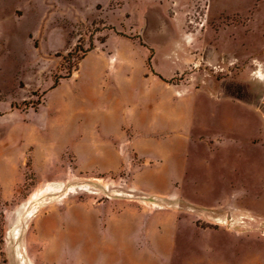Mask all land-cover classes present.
Segmentation results:
<instances>
[{
  "label": "rangeland",
  "instance_id": "374dc122",
  "mask_svg": "<svg viewBox=\"0 0 264 264\" xmlns=\"http://www.w3.org/2000/svg\"><path fill=\"white\" fill-rule=\"evenodd\" d=\"M53 221L264 264V0H0V264ZM82 249L59 264L122 263Z\"/></svg>",
  "mask_w": 264,
  "mask_h": 264
},
{
  "label": "crops",
  "instance_id": "0c3cea01",
  "mask_svg": "<svg viewBox=\"0 0 264 264\" xmlns=\"http://www.w3.org/2000/svg\"><path fill=\"white\" fill-rule=\"evenodd\" d=\"M96 141L98 142V146L96 145V148L101 147V144L103 143H99V139L93 140L92 143L94 144L96 143ZM108 147L109 149L111 148L110 146ZM92 148L96 149L95 145H93ZM177 148L178 152L174 151L173 159L176 161L177 158V161H180L181 157L179 155L181 153V147L178 146ZM123 158L124 157H119V159L117 160L109 159L106 160L107 163H105L103 159L100 161L101 163L97 165V167L100 168L99 170H106L107 173L115 172L122 167V162L120 161ZM46 221L49 220L46 219ZM53 225L56 229L52 232L46 233L44 237L41 236L40 233L38 234V232L33 235L32 229L24 236V240L22 241V243L19 244V248H23L26 252L29 264H36L37 259L39 257H43L49 249L50 252L55 253L54 263L59 264L58 261L60 257L63 256L64 251L69 245H81L83 247V249L79 253L81 257H90L97 253H106L109 255L111 254L112 256H116V258L119 259V261L123 264H160V262H164L167 259V256H169L170 250L164 248L161 249L162 252L159 251L162 253V258L157 256L151 258L150 256H148L145 248H142L143 251H141L142 249L134 247V243L131 240L125 239V236L123 234L120 235L121 238L119 237V239L116 240L101 239L93 234H87L85 232L86 226L84 224H81V222H78L76 225H69L68 223H56L53 221ZM43 239L45 240L44 244L40 242Z\"/></svg>",
  "mask_w": 264,
  "mask_h": 264
},
{
  "label": "trees",
  "instance_id": "16d2710c",
  "mask_svg": "<svg viewBox=\"0 0 264 264\" xmlns=\"http://www.w3.org/2000/svg\"><path fill=\"white\" fill-rule=\"evenodd\" d=\"M77 68V67H76ZM76 68H75V70H76Z\"/></svg>",
  "mask_w": 264,
  "mask_h": 264
},
{
  "label": "bare ground",
  "instance_id": "6f19581e",
  "mask_svg": "<svg viewBox=\"0 0 264 264\" xmlns=\"http://www.w3.org/2000/svg\"><path fill=\"white\" fill-rule=\"evenodd\" d=\"M54 192V191H53Z\"/></svg>",
  "mask_w": 264,
  "mask_h": 264
}]
</instances>
